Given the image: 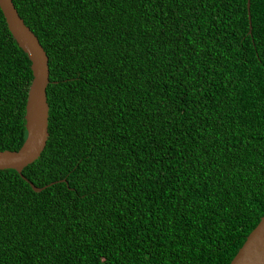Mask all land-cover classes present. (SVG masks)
<instances>
[{
  "label": "trees",
  "instance_id": "trees-1",
  "mask_svg": "<svg viewBox=\"0 0 264 264\" xmlns=\"http://www.w3.org/2000/svg\"><path fill=\"white\" fill-rule=\"evenodd\" d=\"M12 2L49 68L22 175L51 185L0 170V264H229L264 215V0L251 30L247 0ZM30 65L0 11V151Z\"/></svg>",
  "mask_w": 264,
  "mask_h": 264
},
{
  "label": "water",
  "instance_id": "water-1",
  "mask_svg": "<svg viewBox=\"0 0 264 264\" xmlns=\"http://www.w3.org/2000/svg\"><path fill=\"white\" fill-rule=\"evenodd\" d=\"M246 8L251 30L250 0H247ZM0 11L15 43L27 55L32 72L24 113L26 138L18 150L0 151V170H15L34 192H40L51 184L36 187L23 177L22 170L39 158L49 137V106L46 96L49 84L48 57L35 34L19 16L12 0H0ZM229 264H264V215Z\"/></svg>",
  "mask_w": 264,
  "mask_h": 264
}]
</instances>
